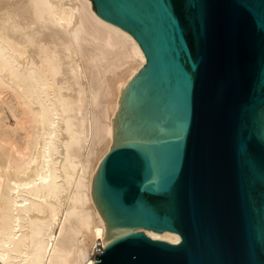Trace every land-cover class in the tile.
<instances>
[{"label": "water", "instance_id": "1", "mask_svg": "<svg viewBox=\"0 0 264 264\" xmlns=\"http://www.w3.org/2000/svg\"><path fill=\"white\" fill-rule=\"evenodd\" d=\"M91 1L147 62L90 184L95 264H264V0Z\"/></svg>", "mask_w": 264, "mask_h": 264}, {"label": "bare ground", "instance_id": "2", "mask_svg": "<svg viewBox=\"0 0 264 264\" xmlns=\"http://www.w3.org/2000/svg\"><path fill=\"white\" fill-rule=\"evenodd\" d=\"M143 65L91 0H0V264L97 262L106 228L90 184L122 87Z\"/></svg>", "mask_w": 264, "mask_h": 264}]
</instances>
